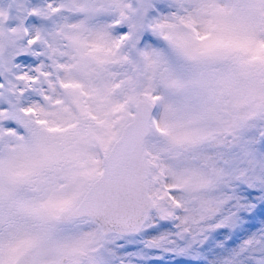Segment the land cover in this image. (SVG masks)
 <instances>
[{
  "label": "snow or ice",
  "instance_id": "6c2138e0",
  "mask_svg": "<svg viewBox=\"0 0 264 264\" xmlns=\"http://www.w3.org/2000/svg\"><path fill=\"white\" fill-rule=\"evenodd\" d=\"M0 264H264V0H0Z\"/></svg>",
  "mask_w": 264,
  "mask_h": 264
}]
</instances>
